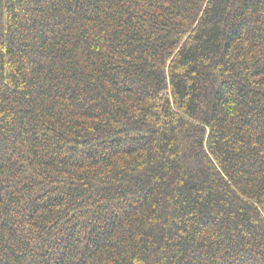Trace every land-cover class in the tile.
<instances>
[{
  "label": "trees",
  "instance_id": "trees-1",
  "mask_svg": "<svg viewBox=\"0 0 264 264\" xmlns=\"http://www.w3.org/2000/svg\"><path fill=\"white\" fill-rule=\"evenodd\" d=\"M0 264H264V0H0Z\"/></svg>",
  "mask_w": 264,
  "mask_h": 264
}]
</instances>
